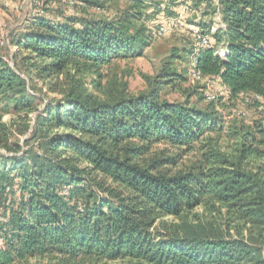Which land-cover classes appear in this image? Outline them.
<instances>
[{
	"label": "trees",
	"instance_id": "obj_1",
	"mask_svg": "<svg viewBox=\"0 0 264 264\" xmlns=\"http://www.w3.org/2000/svg\"><path fill=\"white\" fill-rule=\"evenodd\" d=\"M54 1L35 0L13 67L0 56V264H264V121L226 122L216 110L245 96L264 109V0H181L210 43L182 53L224 90L203 108L160 100L189 66L110 103L86 88L91 76L101 92L113 62L143 57L147 23L174 17L179 0H116L126 7L104 18L82 14L115 0H57L79 14L52 16ZM162 144L203 151L172 172L179 154L154 149Z\"/></svg>",
	"mask_w": 264,
	"mask_h": 264
},
{
	"label": "rangeland",
	"instance_id": "obj_2",
	"mask_svg": "<svg viewBox=\"0 0 264 264\" xmlns=\"http://www.w3.org/2000/svg\"><path fill=\"white\" fill-rule=\"evenodd\" d=\"M154 1L157 3L162 0ZM34 2L35 0H0V56L11 67H13L15 60L18 59L17 49L12 43L13 40L25 28L27 20L40 10ZM181 2L179 0L178 4L172 7L174 17L166 19L160 14L158 19L147 23L152 39L149 47L144 50L143 57L127 61H115L110 68L104 70L105 78L102 82L101 92L93 90L90 85L91 80L94 79L93 77L88 76L86 78V84H88L86 88L93 97L100 102L108 103L113 102L114 98L136 97L140 94L148 93L152 88H156L157 83L161 81L160 73L168 66L176 73L187 70L186 68L189 65L182 50L185 47L194 45V37L191 32L193 34L195 27L191 24L197 19L191 12L188 16L183 14ZM147 3H150V0ZM164 6L165 4H162L161 8H164ZM125 7V2L115 0L104 11L87 10L82 15L91 18L111 17ZM49 10L52 16L58 13L66 14L67 11L79 14L71 4L60 3L57 0L54 1ZM148 12L150 13L151 11ZM210 22L211 31L215 32L221 29L220 17L214 15ZM160 29L164 31L161 36L158 35ZM175 53L180 58L178 61L173 60ZM35 89L36 91L41 89L42 93L47 90L41 82L35 84ZM209 93L219 98L224 94V90L217 81L204 78L195 81L190 77L188 79L185 77L184 82H176L172 86H164L159 94L161 101L203 108L205 106V98ZM32 94L34 93L32 92ZM51 98H57V96L49 94L48 99ZM243 99H245V103H247V100L249 102L245 104L241 101L236 103L234 107L226 103L222 109L216 104V110L219 115L224 117L226 122H232L238 118H244L245 122L249 124L253 121H264V109L255 108L252 105L253 96H245ZM0 113H2L1 110ZM8 120L9 116L6 115L1 122ZM220 146L222 152H227L225 151L224 142H220ZM154 149L164 151L166 155L179 154L177 167L175 169L171 168L172 172L176 170L184 171L197 165L203 151L201 145L194 146L193 150L187 153H180L181 149L171 148L163 144L155 146ZM201 211V209L196 210V212Z\"/></svg>",
	"mask_w": 264,
	"mask_h": 264
},
{
	"label": "built area",
	"instance_id": "obj_3",
	"mask_svg": "<svg viewBox=\"0 0 264 264\" xmlns=\"http://www.w3.org/2000/svg\"><path fill=\"white\" fill-rule=\"evenodd\" d=\"M182 11H183V14L188 16L189 13H190V5L189 4H184L182 6ZM219 17V15H216ZM223 24H221V28H223ZM164 31L162 29H160L158 31V35L161 36V34L163 33ZM193 37H194V45L193 47L196 48V50L198 48H201V47H206L208 48L210 46V43H209V40L206 36H203L201 34H199L198 30L197 29H194L193 31ZM195 50V51H196ZM217 54L218 56L220 57H224L225 54H226V50L224 48H221L217 51ZM197 62H196V59L194 56H192L191 58V63H190V70H189V77L192 79V80H200L202 79V77L200 76L199 73H197L195 70H194V67L196 66ZM216 99V97L212 94V93H209L207 94L206 96V100L207 101H214ZM262 109V108H261ZM263 127H264V122H263Z\"/></svg>",
	"mask_w": 264,
	"mask_h": 264
},
{
	"label": "water",
	"instance_id": "obj_4",
	"mask_svg": "<svg viewBox=\"0 0 264 264\" xmlns=\"http://www.w3.org/2000/svg\"><path fill=\"white\" fill-rule=\"evenodd\" d=\"M9 66H10V64H9ZM11 67V66H10Z\"/></svg>",
	"mask_w": 264,
	"mask_h": 264
}]
</instances>
